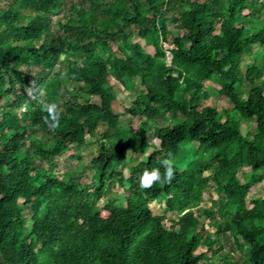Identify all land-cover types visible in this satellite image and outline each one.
<instances>
[{"label":"trees","instance_id":"trees-1","mask_svg":"<svg viewBox=\"0 0 264 264\" xmlns=\"http://www.w3.org/2000/svg\"><path fill=\"white\" fill-rule=\"evenodd\" d=\"M0 105V264H264V0H0Z\"/></svg>","mask_w":264,"mask_h":264},{"label":"rangeland","instance_id":"rangeland-1","mask_svg":"<svg viewBox=\"0 0 264 264\" xmlns=\"http://www.w3.org/2000/svg\"><path fill=\"white\" fill-rule=\"evenodd\" d=\"M166 48H170L172 46V44H168V43H165L164 44ZM151 48V47H150ZM32 70V73L35 74L36 73V69L35 68H31ZM109 79H110V83L113 84V88H114V91L116 92L117 94V97H118V100H119V103L121 102L122 104V99L125 97V92L124 90L122 89L121 87V83L118 82V81H115V78L111 75L109 76ZM30 82V80H29ZM215 89H212V88H208V94L207 96L203 99L200 107H203L205 105H218V104H223L225 106H227L228 108L231 107L230 103L228 102V100L226 99L225 96L223 95H216L215 94ZM27 91H30L29 88H27ZM118 106H117V109L120 110V105L118 104V102L116 103ZM2 106V105H0ZM121 123L124 127H128L129 125H133L135 128H137L138 126V123H139V119L137 117H131L130 114H125V115H121ZM242 130L243 132H247L249 131V129L245 126H242ZM253 128H250V131H252ZM157 141V140H155ZM150 150V147L144 149L145 152H141L140 155H136V154H131V152L127 149V154H128V162L123 166V172L125 174H127L130 170V167H131V164L133 161H135V157H141L146 155L147 152ZM71 153V150H68L66 152H64L63 154L59 155L56 157V160L57 162L59 163V167L58 169L62 170L63 166L69 161V154ZM94 155V153L92 151H88L86 153H84V157H83V163H88L91 159V157ZM183 160V159H182ZM248 168H242V170H246ZM87 174L86 176V180H90L91 179V170L89 168H86L84 170ZM112 192H113V195L114 196H120L121 194V187L119 186H115L113 189H112ZM250 195H262L264 196V180L261 182V183H256L255 186L252 188V190L249 192V196ZM239 197V194L238 193H233V199L234 200H237ZM100 204H101V208H102V213L103 215H107L108 214V210H107V206L105 203H103V201H100ZM152 206L155 210L159 211V204L158 203H155L154 201L152 202ZM213 229V227H211Z\"/></svg>","mask_w":264,"mask_h":264},{"label":"clouds","instance_id":"clouds-1","mask_svg":"<svg viewBox=\"0 0 264 264\" xmlns=\"http://www.w3.org/2000/svg\"><path fill=\"white\" fill-rule=\"evenodd\" d=\"M41 110L46 113L42 120L48 129L55 132L60 126L61 110L55 101H41ZM159 145L157 144V149ZM131 149H129L130 151ZM164 172L158 167L145 168L138 177L139 187L141 189L151 188L156 183H170L174 178V157L171 153L167 154V158L161 161Z\"/></svg>","mask_w":264,"mask_h":264},{"label":"water","instance_id":"water-1","mask_svg":"<svg viewBox=\"0 0 264 264\" xmlns=\"http://www.w3.org/2000/svg\"><path fill=\"white\" fill-rule=\"evenodd\" d=\"M168 56L171 58V53L170 52H168Z\"/></svg>","mask_w":264,"mask_h":264}]
</instances>
